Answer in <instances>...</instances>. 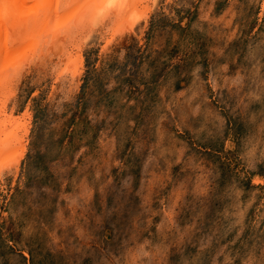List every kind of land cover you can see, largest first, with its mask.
Wrapping results in <instances>:
<instances>
[{
	"label": "rangeland",
	"instance_id": "obj_1",
	"mask_svg": "<svg viewBox=\"0 0 264 264\" xmlns=\"http://www.w3.org/2000/svg\"><path fill=\"white\" fill-rule=\"evenodd\" d=\"M79 1L0 85V264H264V0Z\"/></svg>",
	"mask_w": 264,
	"mask_h": 264
},
{
	"label": "bare ground",
	"instance_id": "obj_2",
	"mask_svg": "<svg viewBox=\"0 0 264 264\" xmlns=\"http://www.w3.org/2000/svg\"><path fill=\"white\" fill-rule=\"evenodd\" d=\"M76 2H78V1H76ZM113 3H114V5H112ZM132 3H134L133 0H80L79 1V5H84V9L86 10L84 12L87 16L89 15L91 20L93 18H96L99 14L106 15L107 13L110 12V15L113 16V18H115V19L117 18L118 21L119 20L122 21V22H120L121 24H126L125 23L126 21L125 22H123V21L126 18H128V16L130 17L132 11H134L133 6L131 5ZM69 4H71V6ZM74 4H75V0H0V85L2 84V82H5V80H6L4 78L5 72L7 70H10L13 67H15V64H16L15 61L19 57H22L23 55H25L27 50H29V45L34 42L33 39L35 37H37V35L39 34V31L41 30L40 29L41 26H42L43 30L46 31V29H48L51 26V23H54L53 20L57 19V18L61 19L63 17L62 15H64V17L66 15V19L68 20V18H70V17H67V15H69L70 13L68 14L66 10H65L66 12L64 13L63 8L68 7L69 8V9L67 8L68 10H70V8H71V10H73L72 6ZM59 10L63 11V12H60ZM126 12L128 13V15H126V17H125ZM71 13H73V12L71 11ZM110 15H108V16H110ZM70 16H72V14H70ZM134 18H132V19H134ZM61 22H63V21L61 20ZM108 22H110V21H108ZM129 22H130V19H129L128 23ZM63 24L65 25V23H63ZM72 24H74V23H72ZM110 25H112V24H110ZM61 26H62V24H61ZM79 26H78V28H79ZM101 26H103V25H101ZM71 28H72V25H71ZM65 29H66V27H65ZM69 30H70V28H69ZM64 31H66V30H64ZM54 32L56 33V31H54ZM54 32H52V33L54 34ZM72 33H73V31H72ZM49 36H51V35H49ZM52 37H55V36H52ZM62 37H59V38H62ZM64 37H66V35ZM66 38H64V39H66ZM34 40H36V38ZM43 42H45V40ZM40 43H39V45H40ZM53 44H52V46H53ZM33 45H35V43ZM55 46H56V44H55ZM54 48H56V47H54ZM40 49H39V51H40ZM73 49H74V47H73ZM35 51H37V50H35ZM34 54H35V52H34ZM63 54H64V52H63ZM65 55H66V52H65ZM68 55H70V53L67 54L66 56H68ZM20 63H22V61ZM66 72H68V71H66ZM7 77H9V76H7ZM6 88H7V86H6ZM1 117H3V116H1ZM6 119L3 120V118H2V122H0V126L2 125V128H0L1 129L0 135L4 137L3 139L2 138L0 139V158L2 159V161L4 160V162L6 161L5 159L7 157L9 159L14 158V160L18 162L19 159L22 157L21 151H20L22 149V145H21V142H18L16 139V134H17L16 130L21 126V124H16L15 122H11L10 119H8V120H6ZM6 122H8L10 124L9 125L10 128H8V129H6L7 125H8V124L6 125ZM10 131L13 132V138L16 140V142L14 141L13 138H10V136H9ZM17 145H19V146L17 147ZM8 162H10V161H8ZM11 163L14 164L15 162L14 163L11 162ZM14 165H16V164H14Z\"/></svg>",
	"mask_w": 264,
	"mask_h": 264
}]
</instances>
